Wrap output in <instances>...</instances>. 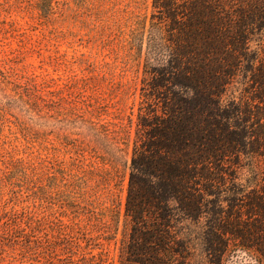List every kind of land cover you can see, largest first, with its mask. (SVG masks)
I'll return each mask as SVG.
<instances>
[{
	"label": "rangeland",
	"instance_id": "374dc122",
	"mask_svg": "<svg viewBox=\"0 0 264 264\" xmlns=\"http://www.w3.org/2000/svg\"><path fill=\"white\" fill-rule=\"evenodd\" d=\"M150 13L151 0H0V234H30L0 241V264H67L84 254L95 256L90 264H121L142 77L124 44ZM104 221L111 239L98 228ZM76 227L92 239L76 233L81 248L64 249ZM259 260L231 245L221 264ZM174 263L210 264L198 250Z\"/></svg>",
	"mask_w": 264,
	"mask_h": 264
},
{
	"label": "trees",
	"instance_id": "16d2710c",
	"mask_svg": "<svg viewBox=\"0 0 264 264\" xmlns=\"http://www.w3.org/2000/svg\"><path fill=\"white\" fill-rule=\"evenodd\" d=\"M127 44L142 77L119 262L177 264L198 250L221 264L234 245L264 264V0H151L148 24L131 28ZM98 228L113 238L111 224ZM24 231L0 241L30 242ZM86 231L76 227L64 249L81 248L76 233L90 241Z\"/></svg>",
	"mask_w": 264,
	"mask_h": 264
}]
</instances>
